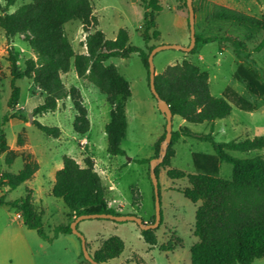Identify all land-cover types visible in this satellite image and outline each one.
<instances>
[{
    "label": "rangeland",
    "instance_id": "1",
    "mask_svg": "<svg viewBox=\"0 0 264 264\" xmlns=\"http://www.w3.org/2000/svg\"><path fill=\"white\" fill-rule=\"evenodd\" d=\"M28 2L30 0H15L7 12H13L21 4ZM90 2L98 19L97 28L108 39H113L117 30L124 28L128 32L129 43L145 51L151 45L186 46L189 43V29L184 24L185 18L187 20L184 0H160L161 10L155 19L160 36L158 39H149L146 44L141 33L143 10L137 2ZM5 3L6 0H0V15ZM214 4L239 10L264 21V0H193L195 32L217 40L197 44L193 54L174 48L162 49L154 55L153 63L155 73H161L168 64L176 62L175 60L179 62L184 56L187 58L184 61L198 65L201 71L208 74L212 95L220 96L221 91L232 84L238 66L247 67L244 59H253L264 71V47L253 51L264 38V32L250 24L215 20L211 15ZM61 28L73 51L84 53L86 48L82 40L85 32L81 22L71 20ZM228 37L237 38L244 43L241 59L237 58L234 48L227 41ZM223 44L224 47L221 48L220 45ZM9 54L15 56L21 69L28 59L35 58L25 33L6 37L0 28V123L3 116L11 112L26 117V121L10 118L2 127L7 148L0 153V173L17 175L26 167H36V170L30 180L6 191L5 199L15 200L25 196L28 189L31 190L34 206L43 211L44 232L52 237L54 227L66 224L71 218L63 200L51 194L55 172L62 166V157L65 155L74 158L82 166L84 158L90 157L94 170L100 176L109 206L119 214H134L143 221L152 223L155 204L149 162L141 164L137 159L158 156L160 146L156 149L155 142L164 132L165 119L157 108L156 98L148 84L147 70L138 54L132 53L127 58L113 57L107 61L116 66L129 90V95L124 100L126 126L124 137L120 141L124 154L116 155L107 152L104 131L110 120L111 106L96 86L77 77L73 66L68 72L61 74V80L65 88L71 85L77 87L86 109V120L77 116L69 97L59 100L54 111L33 116V107L44 100L45 93L27 77L15 80L19 99L13 109H8L7 101L11 94L7 59ZM239 81L247 89L242 97L254 108L256 106V109L239 108L232 103L231 115L216 122V133L213 134L217 141L252 138L264 125L263 96L251 92L252 87L243 78L240 77ZM34 118L43 125L58 127L59 136L43 133L32 124ZM86 125V133L80 134L75 130ZM180 126L193 132L210 131L206 121L192 123L174 115L172 130ZM171 150L169 164L161 165L159 162L155 167L160 222L147 233L150 238H154V245L144 239L141 229L133 221L114 222L104 218H89L78 222L77 229L84 235L90 253L109 236L115 235L122 239L124 248L121 254L104 264H190L191 247L198 241L193 231L195 212L200 202H191L181 192L189 187L186 177L173 179L168 176L167 171L169 168H176L187 173H206L230 178L232 167L227 162H219L213 148L206 141L180 137L171 145ZM229 153L239 158H253L260 153L264 155V150ZM8 161L11 163L8 164ZM15 212L13 208L0 205V264H91L82 257L80 239L76 235L60 233L50 241L42 239L34 229L25 227L20 220L15 219ZM251 264H264V257L255 259Z\"/></svg>",
    "mask_w": 264,
    "mask_h": 264
},
{
    "label": "trees",
    "instance_id": "2",
    "mask_svg": "<svg viewBox=\"0 0 264 264\" xmlns=\"http://www.w3.org/2000/svg\"><path fill=\"white\" fill-rule=\"evenodd\" d=\"M14 2L15 0H6L5 5L1 7L0 28L6 37L25 33L35 58L28 59L25 67L21 69L15 56L8 55L11 84L8 109H13L19 99L15 80L27 77L45 93L44 100L33 107V116L54 111L59 100L69 97L77 116L86 120V109L77 87L71 85L65 88L61 80V74L68 72L73 66L77 77L96 86L111 106L110 120L104 127L107 152L113 155L124 154L120 141L124 137L126 126L124 100L129 95V90L116 66L107 61L113 57L127 58L132 53H137L147 70L149 84L147 57L155 45L149 46L145 51L130 44L128 32L124 28L118 29L113 39L106 38L97 28L98 19L90 0H30L13 12H7ZM138 3L143 10L141 33L146 44L149 39H158L160 36L155 19L161 10V4L160 0H138ZM184 6L186 7L185 0ZM211 15L218 21L250 24L264 32V21L221 4L213 5ZM71 20H78L82 24L85 32L82 44L86 47V53L74 52L62 31L61 26ZM90 28L94 30L91 31ZM195 37V46L189 51L191 54L196 52L197 44L217 39L196 32ZM227 41L234 48L237 58L241 59V49H245L244 43L233 37H228ZM263 47L264 38L257 43L253 51H259ZM244 62L247 67L239 65L236 77L243 78L252 87L249 88L250 91L254 94L257 92L264 99V71L253 59H244ZM154 84L160 97L168 103L172 115L180 116L187 122L212 123L216 119L224 118L232 110L231 102L239 108H254L230 87L225 88L223 96L212 95L208 74L189 61L167 65L161 73L155 74ZM13 117L26 121L24 115L14 112L3 116L0 123V153L7 148L2 127ZM32 124L46 135L59 136L58 127L43 125L36 118L32 120ZM75 130L83 134L88 131V126ZM163 137L164 132L155 142L156 149L159 148ZM180 137L208 142L218 161L227 162L232 167L230 178L206 173H187L176 168H169L167 171L168 176L173 179L186 177L189 187L181 192L191 202H200L195 212L193 231L198 241L191 247L190 264H251L255 259L264 257V155L260 153L253 158H239L229 153L263 151L264 136L217 141L212 125L208 133L179 127L172 130L171 142L161 165L169 164L171 145ZM149 160L137 159L141 164ZM35 170L36 167H26L17 175L0 173V204L16 210L23 225L34 229L42 239L50 241L60 233H72L69 224L80 214H119L109 206L100 176L94 170L90 157L84 158L82 166L74 158L64 155L61 168L55 172L51 194L63 200L71 218L66 224L55 226L52 237L47 236L42 223L43 211L34 206L31 190L28 189L25 196L15 200L5 199L6 191H11L31 179ZM151 231L152 229H141V234L150 245H154V238L147 235ZM86 246L88 249L87 242ZM123 248L122 239L113 235L103 239L100 246L93 253H89L94 260L104 264L118 257ZM81 255L83 257L82 252Z\"/></svg>",
    "mask_w": 264,
    "mask_h": 264
},
{
    "label": "water",
    "instance_id": "3",
    "mask_svg": "<svg viewBox=\"0 0 264 264\" xmlns=\"http://www.w3.org/2000/svg\"><path fill=\"white\" fill-rule=\"evenodd\" d=\"M185 4L187 7V21H188V29H189V43L186 46L178 45V44H160L154 46L148 53L147 63H148V77H149V87L151 89L152 94L156 98L157 101V108L163 115L165 119L164 125V137L160 142V149L158 156L152 157L149 160V170H150V177L153 187V194H154V204H155V215L154 221L152 223H147L143 221V219L139 216L134 214H113V213H84L76 216L69 224L71 232L76 235L80 239L81 243V250L83 257L91 264H101L94 260L90 255L87 246H86V239L84 235L77 229V224L80 220L89 219V218H104L110 219L116 222H123V221H133L135 222L138 227L142 230L152 229L158 226L160 222V202H159V188H158V178L155 172V167L159 162H162L164 156L166 155L167 148L171 142L172 137V112L168 103L160 97L158 94L155 84H154V77H155V68L153 63L154 55L166 48H174L182 51L189 52L196 43L195 37V21H194V7H193V0H185Z\"/></svg>",
    "mask_w": 264,
    "mask_h": 264
},
{
    "label": "crops",
    "instance_id": "4",
    "mask_svg": "<svg viewBox=\"0 0 264 264\" xmlns=\"http://www.w3.org/2000/svg\"><path fill=\"white\" fill-rule=\"evenodd\" d=\"M132 2H134V3H138V0H132ZM139 4V3H138ZM184 24H185V27H186V29H187V25H188V23H187V20H186V18H185V21H184ZM98 27V26H97ZM94 29H91V31H93ZM85 36V35H84ZM83 39H84V37H83ZM187 39H188V35H187ZM217 40V39H216ZM221 46V48H223L224 47V44L223 45H220ZM86 48V47H85ZM84 53H86V51L84 52ZM199 57L201 58V55H199ZM184 59H187L186 57H182L181 58V60L179 61V63L180 62H182V60H184ZM176 62H178L177 60H175ZM176 62H174V63H176ZM174 63H172V64H174ZM168 65H170V64H168ZM208 82H209V77H208ZM244 84V83H243ZM242 83H240V81H239V78H237L236 76L233 78V81H232V84L230 85V86H226V87H230L231 89H233L235 92H237L239 95H243L244 93H245V91L247 90L246 88H245V86L243 85ZM225 87V88H226ZM209 88H210V83H209ZM225 88L221 91V94H220V96H223V94H224V90H225ZM211 92V91H210ZM212 94V93H211ZM218 97V96H217ZM262 102H264V100L262 101ZM231 105H233L232 104V102H231ZM233 107V106H232ZM233 109V108H232ZM254 109H256V106H255V108ZM231 112H232V110H231ZM231 112H230V114L228 115V116H230L231 115ZM250 113H252V111H250ZM227 117V116H226ZM184 120V119H183ZM217 120H220V119H216V120H214L212 123L211 122H208V124H209V127H211V125L213 126V133H216L215 131H216V122H217ZM180 127H183V126H180ZM258 134L257 135H262V136H264V125L262 126V127H260L259 128V130H258V132H257ZM78 162V161H77ZM215 176V175H214ZM30 180V179H29ZM53 182H54V180H53ZM53 182H52V185H53ZM52 188V187H51ZM31 194H32V192H31ZM1 205V204H0ZM3 206H6V205H3ZM6 207H8V206H6ZM19 213L18 212H15V214H14V218L15 219H18V220H20V223L23 225V223H22V219L21 218H18L17 217V215H18Z\"/></svg>",
    "mask_w": 264,
    "mask_h": 264
},
{
    "label": "built area",
    "instance_id": "5",
    "mask_svg": "<svg viewBox=\"0 0 264 264\" xmlns=\"http://www.w3.org/2000/svg\"><path fill=\"white\" fill-rule=\"evenodd\" d=\"M18 218H21L20 214L17 215Z\"/></svg>",
    "mask_w": 264,
    "mask_h": 264
}]
</instances>
